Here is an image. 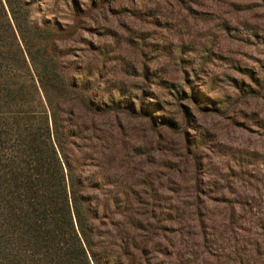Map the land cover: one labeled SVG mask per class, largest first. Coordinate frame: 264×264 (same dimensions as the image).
I'll return each mask as SVG.
<instances>
[{
	"label": "trees",
	"instance_id": "obj_1",
	"mask_svg": "<svg viewBox=\"0 0 264 264\" xmlns=\"http://www.w3.org/2000/svg\"><path fill=\"white\" fill-rule=\"evenodd\" d=\"M112 1L90 0L84 14ZM79 17L73 28L57 31L32 23L25 0H0V264H186L179 243L188 237L181 227L188 220V203L162 197L148 179L127 182L119 173L135 166L123 138L104 131L98 119L142 118L154 132L187 135L184 148L198 150L204 136L187 134L193 112L208 116L222 109L226 115L233 105L220 108L221 99L205 103L188 77L190 92L164 83L178 108V123L150 99L147 81L159 84L162 78H152L146 65L140 67L142 85L134 96L120 82L107 80L99 87L97 79H86V73L94 76L90 66L81 69L83 78L71 77L66 72L74 69L60 62L55 43L74 28L84 29ZM25 27L41 57L29 51ZM159 48L171 53L166 45ZM10 49L18 67L12 74L2 71L11 68ZM174 52L176 62H188L179 57L180 50ZM251 94L262 93L249 88L238 100ZM229 224L237 229L231 219Z\"/></svg>",
	"mask_w": 264,
	"mask_h": 264
},
{
	"label": "rangeland",
	"instance_id": "obj_2",
	"mask_svg": "<svg viewBox=\"0 0 264 264\" xmlns=\"http://www.w3.org/2000/svg\"><path fill=\"white\" fill-rule=\"evenodd\" d=\"M25 2L32 23L57 31L73 28L80 15L84 29L74 28L55 43L60 62L74 69L66 72L71 77L83 78L81 69L90 66L94 76L86 73V79H97L99 87L107 80L120 82L134 96L146 65L152 78H162L159 84L147 81L150 99L176 120L180 114L165 84L190 92L187 77L205 103L221 99L220 108L233 105L226 115L222 109L208 116L193 112L187 134L204 136L198 150L184 148L187 135L154 132L142 118L109 115L98 123L123 138L135 166L119 173L127 182L148 179L162 197L188 203V220L181 225L188 237L179 243L186 264H264V0H114L90 16L84 14L90 0ZM24 37L33 57H41L26 27ZM161 45L171 53L160 51ZM183 45L188 48H177ZM179 50L188 62H176L173 51ZM6 54L11 68L2 71L12 74L16 56L11 49ZM249 88L262 94L238 100Z\"/></svg>",
	"mask_w": 264,
	"mask_h": 264
}]
</instances>
